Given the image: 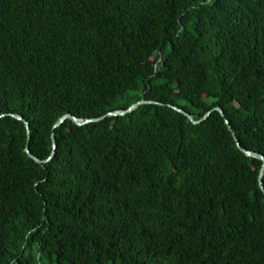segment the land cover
I'll return each mask as SVG.
<instances>
[{"label":"trees","instance_id":"1","mask_svg":"<svg viewBox=\"0 0 264 264\" xmlns=\"http://www.w3.org/2000/svg\"><path fill=\"white\" fill-rule=\"evenodd\" d=\"M171 107L264 157V0H0V264H264L262 162Z\"/></svg>","mask_w":264,"mask_h":264},{"label":"water","instance_id":"2","mask_svg":"<svg viewBox=\"0 0 264 264\" xmlns=\"http://www.w3.org/2000/svg\"><path fill=\"white\" fill-rule=\"evenodd\" d=\"M149 103H153V102H147L145 100H140L132 105H130L126 110H117V111H114V112H109L107 113L106 115L100 117V118H96V119H84V120H81V119H77L71 115H64L62 116L61 118L58 119V121L53 125V129H56L58 128L64 121L66 120H71L76 126H84L86 124H89V123H94V122H99L103 119H105L106 117H118V116H125L127 114H130L132 113L137 107L141 106V105H145V104H149ZM173 110H175L176 112L178 113H181L183 114L187 119L188 121H190L192 124H199L201 123L202 121H204L209 115L211 112L213 111H216L220 114L221 117L224 118V123L225 125L227 126L228 130L232 133V136H233V140L235 142V145L237 147V149L242 152L245 156L249 157V158H252V159H258L262 162V167L259 171V177H258V186H259V189L261 190V192L264 194V187H263V184H262V174H263V171H264V157L257 154V153H254L252 151H248V150H245L243 149L239 142L237 141L234 133L232 132V128L228 122V120L225 118L224 116V113L222 111V109L220 108H213L211 111H208L201 119H199L198 121H195L192 116L190 114H188L187 112H185L184 110H181L177 107H171ZM13 118L19 120V121H22L24 123V126H25V129H26V132H27V135H29V126H28V123L26 121H24L20 116H17V115H11ZM0 117H2V115H0ZM51 142H52V152L50 154V156L41 161L35 157H33L31 155V153L29 152L28 150V147L25 148V153L27 154V156L32 159L34 162L38 163V164H41V163H47L49 162L53 156H54V151H55V148H56V143H55V138L53 135H51Z\"/></svg>","mask_w":264,"mask_h":264}]
</instances>
